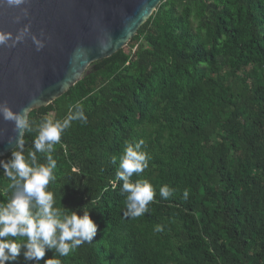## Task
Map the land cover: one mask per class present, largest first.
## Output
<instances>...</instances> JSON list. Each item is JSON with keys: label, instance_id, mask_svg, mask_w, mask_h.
Segmentation results:
<instances>
[{"label": "trees", "instance_id": "trees-1", "mask_svg": "<svg viewBox=\"0 0 264 264\" xmlns=\"http://www.w3.org/2000/svg\"><path fill=\"white\" fill-rule=\"evenodd\" d=\"M76 103L87 121L51 151L46 191L60 215L87 213L95 235L67 255L45 246L27 259L21 247L7 264H264V0H163L125 48L32 110L26 159L41 118ZM141 139L149 166L133 180H148L154 199L130 218L113 157ZM48 155L36 152V166ZM16 196L23 182L12 187L0 168V205Z\"/></svg>", "mask_w": 264, "mask_h": 264}, {"label": "water", "instance_id": "water-1", "mask_svg": "<svg viewBox=\"0 0 264 264\" xmlns=\"http://www.w3.org/2000/svg\"><path fill=\"white\" fill-rule=\"evenodd\" d=\"M163 0H0V100L14 111L48 106L93 62L125 48ZM39 42V43H37ZM30 114V113H29ZM16 133L0 119V158Z\"/></svg>", "mask_w": 264, "mask_h": 264}, {"label": "clouds", "instance_id": "clouds-1", "mask_svg": "<svg viewBox=\"0 0 264 264\" xmlns=\"http://www.w3.org/2000/svg\"><path fill=\"white\" fill-rule=\"evenodd\" d=\"M20 0H9V3H19ZM8 37L0 35V44ZM39 43V42H37ZM39 104L33 99L19 111H14L7 101L0 100V119L11 122L16 133L14 148L9 160H0V168L4 175L12 181V187L23 182L24 192L27 196L13 197L6 205H0V264H7L19 254L21 247L26 248L24 253L27 259L42 258L45 246L55 248L61 255H67L71 249L76 248L83 240H91L96 232V225L85 213L78 216L76 213L60 215L53 209V197L46 187L52 179V168L55 160L51 151L61 143L62 134L71 127L75 121H87V116L80 103L69 106L63 119L42 117V122L36 127L37 135L32 143L35 151L28 152V159L24 154L27 132L33 131L29 113ZM144 141L125 142L124 150L120 156L113 157L117 164L115 181L119 182L121 192L126 194L124 216L137 218L145 214L148 205L154 199L153 185L146 179L139 177L149 166L150 157L143 151ZM49 153V166H36V152ZM30 161V162H29ZM116 187V183H113ZM174 189L168 185L161 186L159 194L163 199L173 195ZM188 191L183 192L187 199ZM29 197L34 198L38 210L33 211V203ZM156 232L164 231L163 226L156 225ZM27 237L28 242L21 245L16 237ZM70 242V243H68ZM50 264H59L52 261Z\"/></svg>", "mask_w": 264, "mask_h": 264}]
</instances>
